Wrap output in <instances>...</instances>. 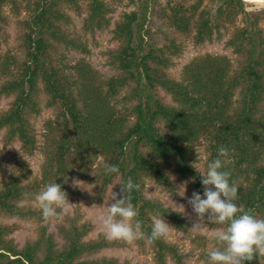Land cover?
<instances>
[{
  "label": "trees",
  "instance_id": "16d2710c",
  "mask_svg": "<svg viewBox=\"0 0 264 264\" xmlns=\"http://www.w3.org/2000/svg\"><path fill=\"white\" fill-rule=\"evenodd\" d=\"M80 1L32 0L30 14L23 21L25 61L15 78L9 77L0 85V94L14 97L0 113V129L6 130L8 140H18L29 155L36 150L42 153L40 181L45 186L54 182L62 185L70 169H87L99 159L93 178L101 197L114 180L103 173L102 164L117 165L121 183L131 178L140 185L128 201L138 211L135 219L141 222L146 241L157 216L183 231L186 222L179 211L145 195V180L150 178L163 190L176 193L167 170L172 164L174 173L183 180L192 179L195 190L203 195L201 176L192 160L194 147L206 141L207 164L217 158L220 147L229 149L226 170L238 185L235 202L240 211L264 219V6L249 9L251 4L244 0H166L152 9L149 2L152 5L155 0H127L124 6L131 9L123 12L112 29L119 42L111 53L112 63L120 75L104 78L84 61L60 67L52 53L58 43L86 50L61 24L65 19L61 6L80 9ZM82 1L87 30L108 25L107 14L113 11L114 2ZM153 12L169 28L190 35L197 44L220 41L227 35L225 46L236 56L237 69L233 70L226 55L205 54L182 68L181 79L168 78L162 73L169 60L165 50L176 54L180 48L175 39L166 37L162 47H154L153 30L146 27L151 24L148 14ZM123 88H129L131 116L118 115L113 101ZM160 89L170 95V103L158 93ZM40 92L47 106L57 107L58 119L48 122L39 144L28 114L36 111ZM26 177L25 173H13L5 181L0 189V214L43 219L40 207L17 205L18 200L34 198L40 192L35 179L22 184ZM121 187L118 184L117 198H126ZM60 228L65 243L56 248L43 230L39 238L18 246L5 239L10 227H0V264H128L113 257L90 258L114 246L101 235L84 240L92 229L90 222ZM150 246L157 264H167V260L185 264L177 247L164 238ZM208 251L202 250L203 264H209ZM243 264H264V255H254Z\"/></svg>",
  "mask_w": 264,
  "mask_h": 264
},
{
  "label": "rangeland",
  "instance_id": "374dc122",
  "mask_svg": "<svg viewBox=\"0 0 264 264\" xmlns=\"http://www.w3.org/2000/svg\"><path fill=\"white\" fill-rule=\"evenodd\" d=\"M114 2V9L108 13V25L101 29L89 31L85 27V17L87 15L84 7V2L81 0L78 5L80 9L69 4L61 6L65 19L61 20V24L65 33L70 37L79 38L86 50H75L66 47L63 43H58L53 50L54 59L58 66L74 65L78 61L87 63L97 74L104 78L111 76H119L120 71L112 63L113 55L111 53L118 47L119 42L113 38L112 29L115 24L121 19L124 11H128L131 7L124 6L125 1L121 0L118 3L116 0H107ZM166 0H155L149 2L152 9H156L159 4ZM32 0H4L0 2V85L9 77L15 78L25 61V51L23 47L22 35L24 33L23 21L30 14L29 8ZM246 2V1H245ZM250 8H259L264 6V0L259 3L248 2ZM150 8V10L152 11ZM149 15L151 24L146 27L151 31L152 42L154 47H162L167 39H175L180 50L173 54L165 50V55L169 57L168 65L162 67V73L168 78L179 80L181 79L182 68L188 64L193 58L205 54H221L226 55L233 64V70L237 69V59L230 48L225 46V35L220 41L205 42L203 44L194 43L189 35H181L169 28L158 19L157 13ZM145 27V28H146ZM156 30V31H154ZM15 74V75H14ZM69 84L73 85L71 82ZM129 88H123L113 99L117 106L118 115L131 116L132 101H128ZM158 93L163 97L166 103L171 102L170 95L165 91L159 90ZM236 95V94H235ZM14 97L12 95L0 94V113L5 111ZM36 111L30 110L28 120L33 127L37 142L40 144L47 132L48 122L54 123L58 119L57 107L47 106L45 95L40 92L36 100ZM6 130L0 129V189L3 184L10 178L13 173L27 174L26 180L21 179L22 184L36 182L39 184V189L42 191L45 185L40 181L41 164L43 155L39 150H36L32 155H29L22 149L18 140H8ZM209 151L207 142L200 141L193 149L192 164L195 169L201 173L207 170V160ZM99 160V159H98ZM93 165L84 169L79 166L69 170V174L65 178L67 181L61 185L62 190L67 193L69 203H72V211L65 215L62 214L55 218H28L27 216L5 215L0 214V227L7 226L12 230L5 236V239L12 240L18 246L23 245L26 240L37 239L43 230L44 237L50 236L56 248H61L65 243L60 227L69 228L72 224H81L90 222L92 229L84 240H94L100 235L106 238L102 226L101 216L108 213V206L112 200L109 199L111 192H117L118 184L113 182L108 186L101 197L98 194V183L94 181L93 175L97 161ZM170 179L176 188V193L170 194L163 190L154 180L147 178L144 183V193L146 196L153 197L165 207L180 212L181 217L186 222V230L175 228L168 220H165L170 226L169 235L164 237V240L174 244L178 251L183 256L185 264H203L204 256L202 250L208 251L215 249L213 239L210 238L214 228L207 222V214L203 229L195 231L193 225L198 221L197 215L193 212L192 207L188 204V200L195 192L192 179L183 180L174 173L173 165L168 167ZM35 179V180H34ZM80 183L83 187L88 188L82 190L79 187H74V180ZM113 187V189H112ZM184 194V195H183ZM37 196V194H36ZM34 198L22 199L17 201V205L24 209H36L40 207L39 202ZM184 207V210L182 207ZM59 212L60 210L57 209ZM107 239V238H106ZM114 243L113 247L103 248L96 254L90 256L98 258L101 256L113 257L119 261H126L128 264H157L154 259V252L144 239H138L131 242L124 240H109ZM167 264H174L172 260H167Z\"/></svg>",
  "mask_w": 264,
  "mask_h": 264
},
{
  "label": "clouds",
  "instance_id": "9594fccd",
  "mask_svg": "<svg viewBox=\"0 0 264 264\" xmlns=\"http://www.w3.org/2000/svg\"><path fill=\"white\" fill-rule=\"evenodd\" d=\"M229 162V149L220 147L217 158L207 164V170L200 173L203 195L195 191L188 200L198 221L192 229L200 231L207 222L225 226L212 230L210 238L219 246L207 252L209 264H243L251 261L254 255H264V219H258L249 212H241L238 204V185L230 179L231 173L226 170ZM103 173L112 175L116 181L114 185H121V193H126V198H117V193L111 192L109 199L114 201L108 206V213L101 216L102 226L108 240L134 241L144 239L141 222L135 218L138 211L128 196L133 190H139L140 185L131 178L121 183L120 169L115 164L107 161L102 164ZM67 179L65 180V182ZM80 180H74L73 186L91 192L83 187ZM113 189V187H112ZM184 195V194H183ZM36 200L39 202L44 218H55L72 211V203L67 199V193L62 190L59 183H50L40 191ZM183 208V206H180ZM57 209L60 211L58 212ZM171 226L163 216L153 220L151 233L146 238L147 244L167 237Z\"/></svg>",
  "mask_w": 264,
  "mask_h": 264
},
{
  "label": "bare ground",
  "instance_id": "6f19581e",
  "mask_svg": "<svg viewBox=\"0 0 264 264\" xmlns=\"http://www.w3.org/2000/svg\"><path fill=\"white\" fill-rule=\"evenodd\" d=\"M246 2H254V3H259L262 2V0H244Z\"/></svg>",
  "mask_w": 264,
  "mask_h": 264
}]
</instances>
